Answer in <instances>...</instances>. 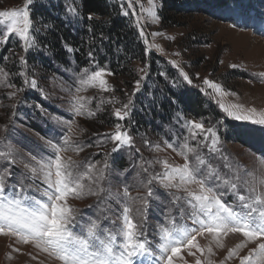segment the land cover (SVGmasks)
<instances>
[{"label": "rangeland", "instance_id": "rangeland-1", "mask_svg": "<svg viewBox=\"0 0 264 264\" xmlns=\"http://www.w3.org/2000/svg\"><path fill=\"white\" fill-rule=\"evenodd\" d=\"M115 1L145 48V59L134 61L130 67L133 68L132 78L116 75L112 62L106 59L102 66L94 61L90 66L80 67L71 47L66 48L67 63H58L48 48L39 45L37 35L51 28L39 17L32 18L38 13L36 9H48L74 30L84 21L81 0H31L27 9L31 20V46L16 34L6 38L0 34V70L6 74V77L0 76V176L5 178L6 192L23 188L28 197L42 199L46 185L39 169L34 176L31 168H38L37 161L53 158L52 144L67 148L60 155L74 162V172L83 173L89 165H94L91 175L97 178L99 171H104V179L98 183L84 181L86 188L82 198L68 200L75 213V230L94 220L101 229L115 232L122 224L123 208L130 206L140 239L148 242L147 247L154 254L136 258L137 264L141 261L163 264L155 259L160 255L161 228L199 227L193 223L191 209L182 199L186 195L183 190L165 189L158 180L148 183L164 171L158 161L167 160L172 165L185 163L183 156L168 148V144L178 148L187 139L196 148L197 154L206 161L198 178L208 177L210 165L216 174L206 182L216 189L225 204L240 210L237 194L249 196L264 192V185L260 183L264 179V125L235 119L220 107V104L240 105L238 115L264 114V76L260 75L264 73V0H223L221 5L213 0H198L196 4L183 0L185 11L177 25L162 23L159 14L162 0ZM26 3L27 0H0V11L20 10ZM151 12H155V17ZM3 32H6V24H0V33ZM37 55L51 60L52 72L31 62ZM101 69L110 73L104 77L109 91L87 86L77 92L82 79ZM206 80L218 85L220 91L210 88ZM33 81L35 87H32ZM190 91L205 99L204 107L212 110L211 115L199 116L185 110L177 96ZM74 96L84 98L81 101L85 105L84 115H75ZM159 96L163 102L174 104L171 117L161 118L163 111L159 102L156 108L159 118L155 126L149 128L150 133L141 129L139 134H133L136 116L152 118V104ZM125 104L129 105L128 117L120 120L114 112L123 110ZM253 109L255 111L250 112ZM88 112L94 114L89 116ZM110 116L112 125L99 131L92 129L98 127L97 119ZM188 121L202 123L206 131L193 139ZM117 124L121 132L132 138L130 145H121L112 138ZM209 129L212 131L208 132ZM212 132L219 141L215 145L217 151L211 150ZM65 138H68L67 143ZM114 148L117 150L113 151ZM120 157L123 165L119 163ZM189 159L194 162V155L190 154ZM223 180L237 183V192L231 191ZM88 187L104 191L89 195ZM190 187L198 190V185ZM250 187H255L256 193H250ZM125 188L135 199L124 195ZM149 189L151 196L147 195ZM143 199L147 200L146 206ZM137 209L142 212L138 213ZM244 241L241 233L222 234L219 240L205 233L197 237L198 244L205 249L203 254L191 249L196 253L192 256L189 249L184 248L183 259L177 257L174 261L175 264H185V261L195 264L199 257L203 264L209 261L211 264H241L242 257L264 242H248L246 247L238 249L237 256L229 258L230 250ZM208 248L212 249L211 253ZM0 264L62 262L34 243L0 235Z\"/></svg>", "mask_w": 264, "mask_h": 264}, {"label": "snow or ice", "instance_id": "snow-or-ice-1", "mask_svg": "<svg viewBox=\"0 0 264 264\" xmlns=\"http://www.w3.org/2000/svg\"><path fill=\"white\" fill-rule=\"evenodd\" d=\"M30 3L31 0H27L24 8L20 10L0 11V24H6V32L0 34L5 38L16 34L28 46H31L29 35L31 20L27 10ZM150 15L155 17V12H151ZM107 74L110 73H105L101 69L87 75L80 81L81 87L77 89V92L84 90L87 86H98L103 91H109L107 80L104 78ZM260 75L264 76V73ZM0 76L6 77V74L0 70ZM184 78L188 80L187 75ZM188 82L191 83L190 80ZM205 83L215 91H220L218 85L207 80ZM35 86L33 81L32 87ZM83 99L79 96L73 97L72 107L77 116L85 114L83 111L85 105L81 102ZM220 107L235 119L251 120L253 123L264 125V114L258 117L251 114L238 115L240 105L226 107L220 104ZM128 108L129 105L125 104L123 110L116 109L114 115L124 120L128 117ZM254 111V109L250 110V112ZM87 114L91 116L94 113L88 112ZM187 126L193 139L196 135L206 131L203 124L196 121H188ZM116 127L117 131L112 138L121 145H130L132 138L126 132L119 130L121 127L119 124ZM212 136L211 150L217 151L215 145L219 141L214 132ZM67 140L68 138H65L66 143ZM51 147L53 158L46 162L37 161L38 168H31L34 176L39 169L46 185L41 194L42 199L28 197L24 194L23 188L17 192H6L5 178L0 176V235L17 237L22 243H34L35 247L60 260L62 264H137L136 258L154 255L147 247L148 242L140 239L141 234L138 233L137 223L131 216L132 208L127 205L122 211V224L115 232L101 229L98 221L94 220L82 224L78 231L75 230V213L68 200L69 198H82L86 188L84 181L98 183L99 180L104 179V171L101 169L97 178L91 175L95 168L94 165H89L87 171L83 173L74 172V162L70 159L64 160L60 155L61 152L67 151V148L54 144ZM167 147L183 156L185 163L172 165L167 160L158 161L164 171L152 177L148 183L151 184L152 180H158L165 189L183 190L186 195L182 199L191 209L190 217L193 223L199 227L191 229L162 227V242L158 246L160 255L155 258L157 262L175 264L174 258L183 259L181 253L184 248L189 249V255L192 256H196V253L191 249H197L203 254L205 249L198 244L197 237L205 233L212 234L217 240L222 234L228 233H241L245 237L243 243L230 250L229 258L237 256L238 249L246 247L248 242L264 240V192L256 193L255 187H250L248 191L256 193L255 195L237 194L240 202V210H237L225 204L214 187L208 186L207 178L216 174L210 165L208 166V177L198 178L197 174L206 161L197 154L196 148L190 145L187 139L178 148L173 147L172 144H168ZM116 150L113 149V151ZM190 154L194 155V162L189 159ZM104 167H108L107 163ZM236 179L239 180V176ZM248 183L245 181V184ZM260 183L264 185V179L260 180ZM193 184L198 185V190L190 187ZM223 184L227 185L231 191L237 192V183L223 180ZM103 191V188L98 187L93 191L91 187H88L89 195H99ZM124 195L129 199H135L130 197L127 188L124 190ZM147 195H152L151 189L148 190ZM142 202L145 206L147 205L146 199ZM137 212L141 213L142 210L137 209ZM171 223L174 224V221ZM220 247L223 245L220 244ZM207 251L211 253L212 249L208 248ZM140 264H143V261ZM185 264H187L186 261ZM195 264H203V262L196 257ZM241 264H264V242L259 243L247 256L242 257Z\"/></svg>", "mask_w": 264, "mask_h": 264}, {"label": "trees", "instance_id": "trees-1", "mask_svg": "<svg viewBox=\"0 0 264 264\" xmlns=\"http://www.w3.org/2000/svg\"><path fill=\"white\" fill-rule=\"evenodd\" d=\"M184 1L162 0L163 5L159 10V14L164 25L178 24L179 17L185 11ZM189 1L195 4L198 2V0ZM213 2L221 5L223 0H213ZM122 10L120 4L115 0L112 2L111 0H81L84 21L78 23L74 30L67 27L60 16H55L48 9L37 8L36 12L38 13L33 15L32 18L37 19L39 17L51 28L46 29L44 34H38L37 38L39 45L42 48H48L58 63H67L69 53L66 48L71 47L72 54L80 67L90 66L91 62L94 61L102 66L105 65L106 59L112 62L113 71L116 75L132 78L133 68L130 67L134 61L145 59V48L137 38L136 29L129 23L128 18L122 14ZM15 57H17L16 54ZM152 57L154 58V56ZM31 62L38 64L49 72L53 70L51 60L44 55L33 57ZM177 97L188 113L199 116L212 114L211 109L204 107L205 99L196 92H184ZM157 98L151 109L156 118L153 115L154 118H150L138 114L132 126L134 129L133 134H139L141 129L144 132H149L151 125L153 126L157 117L159 118L160 112L156 110L159 102L162 105L161 111H163L161 118L168 119L171 117L174 109L172 101L163 102L160 96ZM215 115L216 113L213 114L214 117H216ZM102 118L106 119V117ZM102 118L97 119V128L92 127L94 131L112 125L111 116L106 120ZM120 162L123 165L124 161L121 160V157Z\"/></svg>", "mask_w": 264, "mask_h": 264}, {"label": "built area", "instance_id": "built-area-1", "mask_svg": "<svg viewBox=\"0 0 264 264\" xmlns=\"http://www.w3.org/2000/svg\"><path fill=\"white\" fill-rule=\"evenodd\" d=\"M131 3V0H128Z\"/></svg>", "mask_w": 264, "mask_h": 264}]
</instances>
